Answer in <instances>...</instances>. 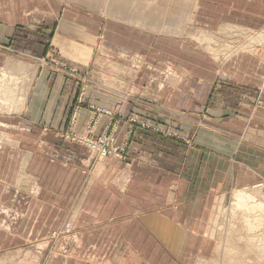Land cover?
I'll return each instance as SVG.
<instances>
[{"label":"crops","instance_id":"obj_1","mask_svg":"<svg viewBox=\"0 0 264 264\" xmlns=\"http://www.w3.org/2000/svg\"><path fill=\"white\" fill-rule=\"evenodd\" d=\"M101 1L0 0V81L22 72L10 54L78 70L39 62L0 121V264H207L220 195L264 179V49L222 61L202 40L263 29L264 0ZM73 112L125 156L57 138Z\"/></svg>","mask_w":264,"mask_h":264},{"label":"rangeland","instance_id":"obj_2","mask_svg":"<svg viewBox=\"0 0 264 264\" xmlns=\"http://www.w3.org/2000/svg\"><path fill=\"white\" fill-rule=\"evenodd\" d=\"M108 1L110 0H106V2L101 1V3L102 4L105 3L107 6L106 8H108L109 6V4L107 3ZM125 1L129 3V0H125ZM118 2L119 4H121L120 0H118ZM126 2H123V4H126ZM110 14L113 13L111 12ZM228 26H232V25H227L223 27L225 31L222 32L223 33V36L221 38L222 40H216V46L214 48L212 47V49L209 48V46H206L209 45L208 42L211 43L212 41L207 39V37H204V39L202 40L203 42L202 46L204 47L205 45L204 49L209 51V53L213 52L217 54V56L215 54L214 55L222 61H225V59H227L228 56L231 55L232 53L244 51L247 49L250 50L248 52H252V49L254 51L256 47L257 48L261 47L264 49V28L262 30H257L254 28H247L243 26H237V27L234 26L228 27ZM248 29L251 30L248 31ZM252 33L254 35H252ZM259 34H263V36L261 38H257ZM10 56L13 57V61H15L16 64L21 66L22 72L20 73V75H18L17 87L19 89L16 92L18 94V97L16 96V101L14 104L6 106L9 107V109L2 108L3 105L2 106L0 105V121L1 119L9 120L8 116L10 115H14L11 117L17 118L21 113V111L24 109L27 100V96H26L27 90L31 83L30 76L38 71L39 62L43 64H50L51 61L55 66H57L60 69H63L73 74L78 73L76 72L78 70H76L74 67L71 66L63 67L64 65H58L53 60H49L48 58L31 56V58H33L31 59L29 56L18 55V54H10ZM0 67L5 68L3 65H0ZM113 77L114 76L111 75L105 77L106 78L105 82L107 86L115 87L116 84L115 81L113 80ZM13 82L11 81L8 83L11 85V83ZM89 83L90 81H87L88 85ZM83 84L84 86H86L87 85L86 81L83 82ZM84 86L83 89L81 88L82 90L78 97L77 102L79 105L85 104L84 103L85 97L83 91ZM121 86L123 87L122 89L127 90L126 84L125 85L121 84ZM20 93L25 94V101L21 103L18 101ZM87 106L91 107L96 105L92 103H88ZM97 107H106V106H97ZM75 115H76L75 112L71 114L72 118L71 121L69 120L71 122L69 124V127H67L66 129L65 128L60 130L58 129L56 130L57 132H54V134L57 136V138L65 142L79 143L88 146L86 143L82 141L72 139L71 134H73L75 131H73L74 126H72L71 124L74 123L72 121ZM133 119L139 120L137 118H131L132 122H134ZM44 131L50 132L48 128H44ZM75 133L80 134L78 132ZM242 190L246 191L247 193L245 202L244 201L239 202V199L235 196L236 192ZM262 203H264V179L251 186L235 187L229 192L220 195V197L218 198V204L215 209L213 223H212V230L216 240V251L214 256L207 262V264H264V249L262 250L261 248H259L260 245L259 235L260 234L264 235V208L260 207ZM249 223H251L252 226ZM67 224L65 228H63L64 230L66 229V231H61V234L63 233L66 234L69 230H71L67 228ZM59 232L60 230L56 234H53L52 238H58L57 235L59 234ZM25 259L26 261L31 263V261H29L31 258H25Z\"/></svg>","mask_w":264,"mask_h":264},{"label":"built area","instance_id":"obj_3","mask_svg":"<svg viewBox=\"0 0 264 264\" xmlns=\"http://www.w3.org/2000/svg\"><path fill=\"white\" fill-rule=\"evenodd\" d=\"M67 67V66H63ZM75 71V70H74ZM96 117L99 116H106L110 121L114 120V117L116 116V113L113 112L110 108L108 107H97V106H91L90 107ZM76 118V115L74 116V119ZM134 122L137 123H142L139 120L133 119ZM144 126L150 127V125L147 123H142ZM90 130L88 131L87 136L83 134H77L73 133L71 134L73 140H79L84 143H86L89 147L97 148L99 149V156L102 158H108V157H116V158H123L126 154L127 151V144H119L116 142L115 137L113 134L106 133V134H101L98 136H93L92 134V127L89 128ZM70 225V222L67 224V228ZM58 231H55L56 234ZM61 235V232H59ZM57 235L58 237L60 235Z\"/></svg>","mask_w":264,"mask_h":264},{"label":"bare ground","instance_id":"obj_4","mask_svg":"<svg viewBox=\"0 0 264 264\" xmlns=\"http://www.w3.org/2000/svg\"><path fill=\"white\" fill-rule=\"evenodd\" d=\"M228 27H232V26H228ZM234 27H237V26H234ZM227 28V27H226ZM229 29V28H228ZM234 29H236V28H234ZM241 29V28H240ZM239 30V29H238ZM249 30H251V29H248V31ZM262 30V29H261ZM242 31V30H241ZM254 34H255V32H254ZM253 33H252V35H254ZM223 36V35H222ZM263 36V34H259L258 36H257V38H261ZM212 43V42H211ZM211 43L210 42H208V44L209 45H211ZM208 45V46H209ZM254 45V44H253ZM211 47V46H210ZM215 47V46H214ZM263 47V46H262ZM255 48V47H254ZM257 48V47H256ZM245 49V48H244ZM242 50V49H241ZM216 51V50H215ZM235 51V50H234ZM252 52H253V49H252ZM232 53V52H231ZM10 68V67H9ZM1 74V73H0ZM11 84H13L12 86L10 85L9 86V83L8 82H6V81H0V105L2 106V108L4 107V106H9V105H11V104H14L15 103V101H16V96L18 97V94H16V88H17V84H18V82H13V83H11ZM18 99V98H17ZM18 101L19 102H21L22 101V98L21 97H19V99H18ZM16 106V105H15ZM90 129H88V131H89ZM88 131L84 134L85 136H87V134H88ZM91 149H94V150H96L97 152H99V149H97V148H93V147H90ZM98 156H99V153H98ZM100 157V156H99ZM100 158H102V157H100ZM235 196L239 199V202H245V200H246V197H247V193H246V191H238V192H236L235 193ZM257 203V202H256ZM260 207H262V208H264V203H262L261 205H260ZM251 226H252V224L251 223H249ZM72 228V224L70 223V225L68 226V229H71ZM263 230V229H262ZM257 236V235H256ZM259 241H260V245H259V248H261L262 250L264 249V235L263 234H260L259 235ZM257 242V241H256Z\"/></svg>","mask_w":264,"mask_h":264}]
</instances>
